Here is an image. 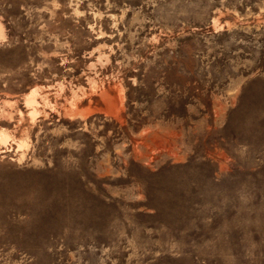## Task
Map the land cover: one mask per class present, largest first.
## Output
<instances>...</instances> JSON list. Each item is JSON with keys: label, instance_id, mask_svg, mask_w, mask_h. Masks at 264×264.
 I'll return each instance as SVG.
<instances>
[{"label": "rangeland", "instance_id": "rangeland-1", "mask_svg": "<svg viewBox=\"0 0 264 264\" xmlns=\"http://www.w3.org/2000/svg\"><path fill=\"white\" fill-rule=\"evenodd\" d=\"M0 264H264V0H0Z\"/></svg>", "mask_w": 264, "mask_h": 264}]
</instances>
